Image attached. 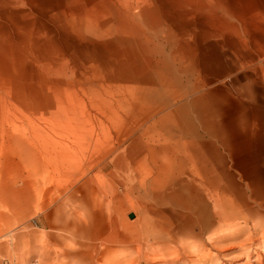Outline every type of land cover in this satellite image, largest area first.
Wrapping results in <instances>:
<instances>
[{
	"label": "rangeland",
	"instance_id": "1",
	"mask_svg": "<svg viewBox=\"0 0 264 264\" xmlns=\"http://www.w3.org/2000/svg\"><path fill=\"white\" fill-rule=\"evenodd\" d=\"M48 84L55 145L104 136L75 174L14 130ZM4 259L264 264V0H0Z\"/></svg>",
	"mask_w": 264,
	"mask_h": 264
},
{
	"label": "bare ground",
	"instance_id": "2",
	"mask_svg": "<svg viewBox=\"0 0 264 264\" xmlns=\"http://www.w3.org/2000/svg\"><path fill=\"white\" fill-rule=\"evenodd\" d=\"M37 95L35 98H31L28 102L29 111L32 114L26 115V123H22L21 126H17L14 130L18 131L21 134L28 136L31 143L35 144L39 148H42L44 151L50 153H57L58 156H61L64 160L65 168L67 172L72 174L77 173L80 169H83L86 160H89L90 157L97 151L98 148L103 146L104 136L98 133L91 128L89 131H85L82 137H80L75 142L61 143L55 145L54 138L51 136L50 131L42 124V119L35 117L33 113H39L41 115L46 114L47 118H43V121H52L53 112L57 108L64 110L65 103L68 101L66 93L63 92V89L55 84H48L47 86H41V89L37 92H34ZM35 113V114H36ZM41 142H44L48 148L44 149L41 147ZM30 143V142H29ZM60 147L58 150L57 148Z\"/></svg>",
	"mask_w": 264,
	"mask_h": 264
},
{
	"label": "crops",
	"instance_id": "3",
	"mask_svg": "<svg viewBox=\"0 0 264 264\" xmlns=\"http://www.w3.org/2000/svg\"><path fill=\"white\" fill-rule=\"evenodd\" d=\"M181 97H182V95H177L175 93H171L170 91H168L164 100H163V98H161L160 100H157V101H161L160 103L156 102L157 104L153 105V106H149L148 104L144 105V107H146V111L139 114L140 117H138V119H137L138 120L137 124L140 127V126L145 125V122L147 120L149 121L150 118L156 119L154 121L155 124H149L148 127L145 129V132H147V133H149V132L157 133V135H155V137H154L156 139V140H154L155 143L157 141L159 145L163 144L164 139L160 136V134H158V127L160 126L161 123H165L164 125H166V121L169 120L168 118H170L171 116H173L175 114V112L177 110H169L170 109L169 106H171L173 104L172 103L173 101L175 102L178 99H181ZM164 125H163V129H164ZM134 129H135V127L128 130V132L133 135L134 132H132V131H134ZM129 135L130 134H128L127 136H129ZM127 136H125L123 138H126ZM148 136L152 138V136H150V135H148ZM123 138H121V139H123ZM122 142H124V141L117 142L115 147L117 145L121 144ZM151 145H152L151 142L147 143V148L150 152H152V150H153Z\"/></svg>",
	"mask_w": 264,
	"mask_h": 264
},
{
	"label": "built area",
	"instance_id": "4",
	"mask_svg": "<svg viewBox=\"0 0 264 264\" xmlns=\"http://www.w3.org/2000/svg\"><path fill=\"white\" fill-rule=\"evenodd\" d=\"M0 264H13V263L8 261V260H6V259H4Z\"/></svg>",
	"mask_w": 264,
	"mask_h": 264
},
{
	"label": "water",
	"instance_id": "5",
	"mask_svg": "<svg viewBox=\"0 0 264 264\" xmlns=\"http://www.w3.org/2000/svg\"><path fill=\"white\" fill-rule=\"evenodd\" d=\"M130 218H133V214H130Z\"/></svg>",
	"mask_w": 264,
	"mask_h": 264
}]
</instances>
